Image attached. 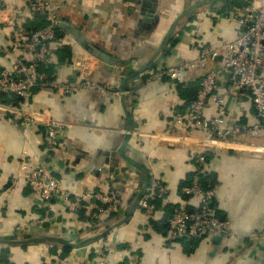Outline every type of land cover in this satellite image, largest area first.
Wrapping results in <instances>:
<instances>
[{"label":"crops","instance_id":"obj_1","mask_svg":"<svg viewBox=\"0 0 264 264\" xmlns=\"http://www.w3.org/2000/svg\"><path fill=\"white\" fill-rule=\"evenodd\" d=\"M47 1L62 30L54 43L53 77L58 83L77 78L76 58L93 46L108 61L97 58L92 79L113 91L64 96L38 90L18 102L0 101V264H100L105 246L112 250L105 264H264V136H221L238 124L260 123L251 93L233 87L224 70L226 50L210 66L219 72L227 115L209 145L206 172L216 190L215 215L229 233L171 242L165 228L174 209L186 206L192 212L200 202L185 198L181 184L195 171L201 134L177 122L186 117L204 70L185 72L176 83L154 75L179 60H195L203 48L234 41L245 8H225L223 0ZM39 16L25 0H0V67L13 63L14 28L7 22L15 19L17 27H25ZM65 22L88 42L81 44ZM65 48L70 54L59 62ZM120 89L123 95L113 94ZM216 114L211 102L205 117ZM21 116L36 118L26 126L15 122ZM50 120L62 125L57 148L46 141L44 125ZM24 152L49 167L71 200L97 191L117 196L120 205L106 206L102 214L103 206L91 198L81 207L84 214L58 199L45 205L24 178ZM150 176L168 193L147 216L137 204ZM96 208L101 223L94 226L89 217ZM66 245L72 249L60 259ZM53 248L57 255L50 254Z\"/></svg>","mask_w":264,"mask_h":264},{"label":"built area","instance_id":"obj_2","mask_svg":"<svg viewBox=\"0 0 264 264\" xmlns=\"http://www.w3.org/2000/svg\"><path fill=\"white\" fill-rule=\"evenodd\" d=\"M247 6L242 16L237 19L235 26L236 39L225 42L218 49L203 48L195 60H179L168 69L157 73L154 77L167 76L172 83L181 80L185 72L202 69L204 74L196 97L188 106L186 117L178 121L179 127L185 130H196L201 134L198 142L199 152L194 156L195 177L190 187L184 189V194L199 199V206L190 212L186 206L177 207L168 220V236L171 242L181 239L194 240L204 237H222L227 235V224L215 215L212 202L215 188L204 190L200 184V176L206 172V154L209 153L211 141L219 135V128L223 125L227 115V98L220 93L219 72L211 68L220 58L221 51L226 50L227 60L224 70L230 75L233 87L247 89L252 95L256 116L260 123L255 127L238 124L221 136L224 139L234 136H264V0H246ZM32 15L45 16L49 24L40 30L34 31L25 27H17L16 20H10L8 25L14 28L11 35L10 52L13 63L8 68L0 67V94L9 97L24 98L31 96L34 89L61 91L64 96H70L82 90L99 93H110V85L100 84L92 79L95 61L98 59L84 52L76 58L74 69L75 79L58 83L47 70L54 66V43L57 40L56 32L59 28V18L54 12L52 2L47 0H25ZM15 21V22H14ZM44 67V70L41 69ZM115 95H123L120 89ZM213 102L217 106L214 118L205 117L206 107ZM19 118V117H18ZM15 122L31 126L32 116H21ZM62 125L50 120L44 125L47 143L54 148L61 145L60 130ZM21 170L32 191L49 205L58 199L77 212L86 198L101 204L99 214L104 207H117L120 199L115 195H103L97 191L85 194L83 198L71 200L64 192L61 182L52 174L49 167L40 160L24 152L21 160ZM146 194L138 202L137 209L147 216H152L157 210L155 200L168 193L166 185L153 176L149 177V186ZM25 229V228H24ZM112 253L107 246L101 251L100 264H105V257Z\"/></svg>","mask_w":264,"mask_h":264},{"label":"trees","instance_id":"obj_3","mask_svg":"<svg viewBox=\"0 0 264 264\" xmlns=\"http://www.w3.org/2000/svg\"><path fill=\"white\" fill-rule=\"evenodd\" d=\"M223 1L225 3V8L240 7V8H243L244 9L247 6V1L246 0H223ZM48 24H49V22H48V20H47V18L45 16H39L38 18H34L33 22H31L29 24H26L25 25V28H28V29L37 31V30H40V29L45 28ZM61 31L62 30L58 28V30L56 32L57 37H58L59 33H61ZM176 43H177V40H174L173 43H172V45L173 44H176ZM63 54L64 55H69L70 54V48H65L60 53H58V61L59 62H64V57H63L64 55ZM55 65H56V63H54V66ZM54 66L50 67L47 70V72L49 73V75H51L52 77L54 75V71H53L54 70ZM213 68H215V67H213ZM41 69L44 70V67H41ZM201 80H202V77L200 79V83H201ZM200 83H199V85L197 87V90L195 91L196 93L194 92L193 97L188 101V106L191 103V101H193L194 98L196 97V94H197L198 90L200 89ZM38 90H39V88H36V89H34L33 92L38 91ZM0 101H3L4 103H8L9 104L12 101L18 102L19 100L16 97H9V96H7L5 94H0ZM205 156H206V160H207V163H208L209 160H210L211 153H207ZM195 175H196V173L194 172L187 181H185V182H183L181 184L182 189L183 188L185 189V188H188V187L191 186L192 181H193ZM144 183H145V188L146 187L148 188V186H149V178L148 177L146 179H144ZM200 184H201V186L203 187L204 190H209V189L214 188L213 186H211L210 177L207 175V172H205L204 174H202L200 176ZM146 192L147 191H145V189H142L141 192L138 193V202H139L140 198L146 194ZM165 196H163V197L158 198V199L155 200V203H156L157 208L159 207L161 200ZM184 197L188 199L190 196L184 194ZM86 204H88V202L87 201H83L82 204H81V207H84ZM171 209H172V207L169 206L168 213H170V210ZM97 211H98L97 208L96 209H93L92 212H91V214H90V217H89L90 223L92 225H94V226L99 225L101 223V219H100V217H98V212ZM78 212L79 213L81 212V214L82 213L84 214L85 213V210L82 209V208H80L77 211V213ZM172 214H171V216H172ZM169 218L167 219V222H166V225H165V228L166 229L168 228V220H169ZM71 249H72L71 246H67L66 245L65 247H63L62 252L60 254H58L59 257H60V259L66 258L68 256V254H69V252H70ZM50 254L51 255L52 254L53 255H57V249L56 248L51 249L50 250ZM0 263H2V259H0ZM53 264H55V262H53Z\"/></svg>","mask_w":264,"mask_h":264},{"label":"water","instance_id":"obj_4","mask_svg":"<svg viewBox=\"0 0 264 264\" xmlns=\"http://www.w3.org/2000/svg\"><path fill=\"white\" fill-rule=\"evenodd\" d=\"M38 15V14H36ZM67 28V30L73 35L75 36L80 42L81 44H83L84 42H88V40L83 37V36H79L80 35V32H78L77 30H74L72 29L71 27L68 26V23L65 22V26L64 28ZM88 47V52L90 54H92L93 56H95L96 58H99L101 60H104V61H108V57L105 56L104 54L100 53L99 51H97L95 48H93V46H87Z\"/></svg>","mask_w":264,"mask_h":264}]
</instances>
